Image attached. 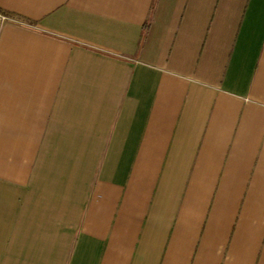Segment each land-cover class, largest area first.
I'll list each match as a JSON object with an SVG mask.
<instances>
[{
    "label": "crops",
    "instance_id": "obj_1",
    "mask_svg": "<svg viewBox=\"0 0 264 264\" xmlns=\"http://www.w3.org/2000/svg\"><path fill=\"white\" fill-rule=\"evenodd\" d=\"M0 264H264V0H0Z\"/></svg>",
    "mask_w": 264,
    "mask_h": 264
},
{
    "label": "built area",
    "instance_id": "obj_2",
    "mask_svg": "<svg viewBox=\"0 0 264 264\" xmlns=\"http://www.w3.org/2000/svg\"><path fill=\"white\" fill-rule=\"evenodd\" d=\"M3 18H5V19H12V18H9V17H7V16H3ZM14 20V19H13Z\"/></svg>",
    "mask_w": 264,
    "mask_h": 264
},
{
    "label": "rangeland",
    "instance_id": "obj_3",
    "mask_svg": "<svg viewBox=\"0 0 264 264\" xmlns=\"http://www.w3.org/2000/svg\"><path fill=\"white\" fill-rule=\"evenodd\" d=\"M8 17V16H7Z\"/></svg>",
    "mask_w": 264,
    "mask_h": 264
}]
</instances>
